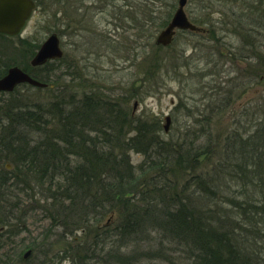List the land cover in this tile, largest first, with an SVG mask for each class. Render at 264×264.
I'll list each match as a JSON object with an SVG mask.
<instances>
[{"label":"rangeland","instance_id":"374dc122","mask_svg":"<svg viewBox=\"0 0 264 264\" xmlns=\"http://www.w3.org/2000/svg\"><path fill=\"white\" fill-rule=\"evenodd\" d=\"M34 1L36 8L20 35L0 39V69L28 63L51 33L58 34L64 54L44 70L49 74L43 76H48L51 89L18 87L15 96L31 104L39 101L46 107L53 101L70 103L68 108L73 109L87 90L94 88L96 99L106 98L110 103L115 100L121 112L133 118L131 128L136 120L156 123V136L169 145L180 144L185 135L186 140L199 137L192 147L197 151V146L205 147L211 141L208 160L196 172L188 175L176 171L174 175H167L174 185L172 191L182 202H186V197L194 212L210 224L222 221L231 226L264 264L263 211L256 216L254 211L252 215L242 209L244 203H252L256 201L254 197L261 195L238 177H228V171L220 167L224 166L222 146L231 144L238 132L264 137V62L260 61L264 51V25L262 30L258 29L264 22V0H187L184 13L204 32L177 31L173 42L160 49L154 46V40L164 27L148 42L144 38L150 26L148 21L163 19L169 13L168 23L178 0ZM258 44L263 47L259 49ZM8 99L11 95L0 93L2 109L10 106ZM113 115L109 113V117ZM166 116L170 118L167 133L164 132ZM125 135L127 138L133 132L127 131ZM40 138V135H31L32 140ZM127 147L123 157L135 175L139 170L147 171L148 162L155 159L148 160ZM237 155L243 154L239 151ZM217 160L220 162L215 167ZM8 164L3 163L9 170ZM214 167L218 168L217 174H213ZM149 172V176L154 175L153 171ZM203 173L208 174L211 182L202 179ZM200 179L203 185L196 188L194 183ZM157 186H162L161 181ZM30 187L32 190L27 194L34 195L31 200L24 195L18 197L26 216L24 231L17 235L15 242L21 247L22 257L31 251L28 264L194 262L188 247L166 232V215L174 209L167 208L168 204L156 194L152 198L135 196L130 200V204L149 211L144 221L140 220V231L102 242V233L94 229L115 228L124 216L123 203H117L116 207L120 216L114 212L100 213L94 221L90 215L89 219L94 222L83 234L84 231H74L81 228L75 218L68 225L50 227L42 208L37 207L43 204L38 201L40 188L34 184ZM128 188L132 189L133 185ZM32 204L34 209L30 210Z\"/></svg>","mask_w":264,"mask_h":264},{"label":"trees","instance_id":"16d2710c","mask_svg":"<svg viewBox=\"0 0 264 264\" xmlns=\"http://www.w3.org/2000/svg\"><path fill=\"white\" fill-rule=\"evenodd\" d=\"M169 17L168 13L163 19L149 20L151 27L146 30L145 40L150 42L153 34L166 26ZM263 25L264 22L260 23L258 29L262 30ZM262 47L258 44L259 49ZM260 57L264 62V51ZM50 62L36 68L26 63L20 68L39 82L49 84L48 76L43 75H49L44 70ZM7 68L3 66L0 69V78ZM95 91L94 88L87 90L85 97L73 109L68 108L70 103L53 101L49 107L39 101L28 103L26 99L15 96L17 88L6 94L11 95L8 99L10 106L2 109L0 105V264H28L30 261L31 255L29 259H23L21 247H17L15 242L17 235L24 231L26 216L18 197L24 195L31 200L34 195L27 193L32 190V184L40 188L38 201L43 204L37 207L42 208L50 227L62 226L63 223L68 225L75 218L81 228H74V231H84L85 234L88 225L101 214L114 212L120 216L116 207L117 203H123L124 216L122 223L119 221L120 226L94 230H100L102 242L116 235L128 237L140 231V220L144 221L149 215V211L130 204V200L135 196L152 198L156 194L168 204L167 208L174 209L166 215V232L188 247L194 257L193 264H262L257 253L249 249L245 239L236 236L231 226L224 225L222 221L210 224L200 213L194 212L186 197V202H182L172 191L174 185L167 175H174L176 171L188 175L196 172L200 164L208 160L211 141L205 147L197 146L198 151L192 147L199 137L186 140L188 136L185 135L180 144L169 145L156 136V123L136 120L131 128L133 118L121 112L119 103L115 100L110 103L106 98L96 99ZM110 112L114 113L112 117H109ZM130 130L133 135L126 138L125 134ZM262 130L264 134L263 126ZM33 134L43 139L32 140ZM255 136L256 133L241 135L238 132L231 144L222 146L224 166L221 164L220 167L228 171V177H238L239 181L259 191L260 198L254 197L256 201L244 203L248 206L242 207L258 216L259 211L264 215V137ZM127 146L148 160L155 159L148 162L147 171L139 170L135 175L133 167L123 157ZM239 151L243 155H237ZM4 162L10 163L9 170ZM218 162L215 167H218ZM215 167L213 174L218 173ZM149 171L154 175L149 176ZM203 176L204 181L211 182L208 174L203 173ZM160 181L162 186L158 187ZM128 185H133V188H128ZM194 185L196 188L202 186L201 179ZM33 209L32 204L30 210ZM90 215L94 221L89 219Z\"/></svg>","mask_w":264,"mask_h":264},{"label":"water","instance_id":"95a60500","mask_svg":"<svg viewBox=\"0 0 264 264\" xmlns=\"http://www.w3.org/2000/svg\"><path fill=\"white\" fill-rule=\"evenodd\" d=\"M177 8L166 26L159 31L154 40V46L168 47L173 42L177 31H187L190 33L201 34L204 29L191 23L184 7L187 0H178ZM35 9L33 0H0V34L10 37L18 36L24 28ZM59 37L56 33L48 35L41 43L33 57L29 61L32 68L41 67L53 60H61L63 50H61ZM20 85H28L33 88H49L48 84L39 82L25 73L18 66L10 67L0 78V93H11ZM136 107V104H134ZM170 125L169 116L165 117L164 132L167 133ZM31 251L28 250L23 255V259L29 258Z\"/></svg>","mask_w":264,"mask_h":264},{"label":"flooded vegetation","instance_id":"af4514ba","mask_svg":"<svg viewBox=\"0 0 264 264\" xmlns=\"http://www.w3.org/2000/svg\"><path fill=\"white\" fill-rule=\"evenodd\" d=\"M34 1V0H33ZM35 2V1H34ZM36 4V3H35ZM34 12V11H33ZM0 36H2L3 37V39L4 38H7V40L8 39H10V38H12V37H10V36H7V35H4V34H0ZM54 61H59V60H54ZM22 86H26V85H20V87H22Z\"/></svg>","mask_w":264,"mask_h":264}]
</instances>
